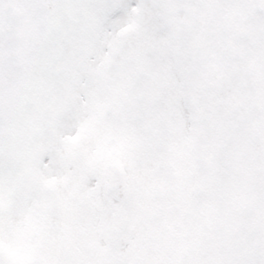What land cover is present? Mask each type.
I'll return each instance as SVG.
<instances>
[{
    "label": "snow or ice",
    "instance_id": "snow-or-ice-1",
    "mask_svg": "<svg viewBox=\"0 0 264 264\" xmlns=\"http://www.w3.org/2000/svg\"><path fill=\"white\" fill-rule=\"evenodd\" d=\"M0 264H264V0H0Z\"/></svg>",
    "mask_w": 264,
    "mask_h": 264
}]
</instances>
